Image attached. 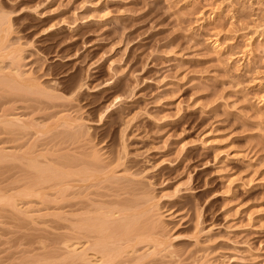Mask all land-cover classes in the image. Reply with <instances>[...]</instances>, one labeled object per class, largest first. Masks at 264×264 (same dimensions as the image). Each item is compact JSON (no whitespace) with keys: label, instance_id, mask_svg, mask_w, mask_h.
Wrapping results in <instances>:
<instances>
[{"label":"rangeland","instance_id":"obj_1","mask_svg":"<svg viewBox=\"0 0 264 264\" xmlns=\"http://www.w3.org/2000/svg\"><path fill=\"white\" fill-rule=\"evenodd\" d=\"M0 10L23 71L150 194L179 256L264 264V0H0ZM0 167V178L13 172ZM2 210L5 260L29 232Z\"/></svg>","mask_w":264,"mask_h":264},{"label":"bare ground","instance_id":"obj_2","mask_svg":"<svg viewBox=\"0 0 264 264\" xmlns=\"http://www.w3.org/2000/svg\"><path fill=\"white\" fill-rule=\"evenodd\" d=\"M5 15L0 14V166L11 163L13 172L0 178V208L20 221L19 229L28 224L31 233L23 223L27 234L0 264H213L205 255L192 261L189 253L177 254L150 194L120 171V163L103 159L81 121L60 106L62 95L25 72ZM214 48L221 50L218 40Z\"/></svg>","mask_w":264,"mask_h":264}]
</instances>
